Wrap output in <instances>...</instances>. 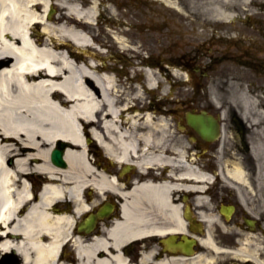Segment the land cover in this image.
<instances>
[{
    "label": "flooded vegetation",
    "instance_id": "af4514ba",
    "mask_svg": "<svg viewBox=\"0 0 264 264\" xmlns=\"http://www.w3.org/2000/svg\"><path fill=\"white\" fill-rule=\"evenodd\" d=\"M169 1L125 0L126 19L137 23L129 31H150L149 13L184 29L158 32L181 37L130 63L140 65L137 83L145 68L161 79L145 96L147 109L128 113L166 127L149 144L137 139L125 159L89 143L77 201L63 197L48 208L69 220L58 264H264V0H241L229 20L199 31L195 12ZM51 11L56 17L57 6ZM231 86L263 109L244 110ZM50 161L68 166L63 156ZM29 184L37 204L47 181L36 175ZM26 210L22 204L20 215ZM2 257L0 264H22L16 254Z\"/></svg>",
    "mask_w": 264,
    "mask_h": 264
},
{
    "label": "bare ground",
    "instance_id": "6f19581e",
    "mask_svg": "<svg viewBox=\"0 0 264 264\" xmlns=\"http://www.w3.org/2000/svg\"><path fill=\"white\" fill-rule=\"evenodd\" d=\"M54 6L60 14L49 17ZM98 7L97 1L86 6L74 0L55 5L52 0H0L2 258L16 254L22 264H58L69 220L52 217L48 208L63 197L77 201L89 143L95 140L109 155L125 159L137 139L149 144L153 134L161 135L166 127L153 123L150 114L128 113L147 109L145 96L156 90L158 74L145 68V81L139 84L135 80L140 65L123 77L126 69L98 59L104 52L88 31ZM215 14L223 21L232 16L219 8ZM38 26L40 33L33 30ZM71 44L81 51L72 50ZM243 101L245 109L251 106L244 95ZM144 128L146 133L137 135ZM60 143L69 144L63 155L65 169L50 161ZM36 175L47 184L37 204H31L29 181ZM22 204L27 210L21 216Z\"/></svg>",
    "mask_w": 264,
    "mask_h": 264
},
{
    "label": "rangeland",
    "instance_id": "374dc122",
    "mask_svg": "<svg viewBox=\"0 0 264 264\" xmlns=\"http://www.w3.org/2000/svg\"><path fill=\"white\" fill-rule=\"evenodd\" d=\"M243 1L248 2V0ZM169 2L171 5L175 6H179L180 4L186 5L188 10L190 9L195 12L196 20L191 23L195 24V30L199 31L201 29H206V26L210 23L213 26L221 25L222 21L217 18L215 14L216 8L232 15L237 11L241 0H170ZM151 8L156 9L157 5H154V7L152 6ZM38 12L41 13L40 11ZM59 14L60 12L58 11L56 17L59 16ZM125 14V0H113L110 4L100 3L96 21L94 25L88 28L94 44L98 46V50L104 52L103 55H98V59L104 58L109 67H116L119 69L124 67V69L131 70L132 66H130V63L131 65H134V62H139V60L147 54L157 56L158 52L161 51L165 44L181 37V34H157L158 32H176L184 30L183 27H169L166 23H162L156 18V16L149 13L148 18L145 21H147V26H149L150 31L142 34L138 33L140 31H137L136 29L129 31V26L133 21L130 23V21L126 19ZM172 14L175 13L172 12ZM185 18L188 19L187 16L183 19ZM133 25L136 26L137 23L134 22ZM33 30L36 33L41 32L40 27ZM131 47L136 48V51H131ZM71 48L76 52L81 51L72 44ZM143 48L146 50L142 51ZM90 52L97 55L94 51ZM84 55L87 56L88 54ZM127 70L125 71V74H123V77L126 75ZM158 79H161L160 76H158ZM126 85L127 84L125 83V87H127ZM217 88L219 89L220 86ZM229 88L230 94L234 97V101L239 103L245 110L243 95L238 91V87L231 86ZM251 102V106L247 108V110L263 109V107L255 105L253 101Z\"/></svg>",
    "mask_w": 264,
    "mask_h": 264
},
{
    "label": "water",
    "instance_id": "95a60500",
    "mask_svg": "<svg viewBox=\"0 0 264 264\" xmlns=\"http://www.w3.org/2000/svg\"><path fill=\"white\" fill-rule=\"evenodd\" d=\"M200 131V133L202 134V135H204V133H203V131L202 130H199ZM60 144H63L62 146H61V148H64V147H66L67 145H68V143H60ZM52 160L54 161V162H57V163H61L62 162V151H58V150H54L53 152H52Z\"/></svg>",
    "mask_w": 264,
    "mask_h": 264
}]
</instances>
